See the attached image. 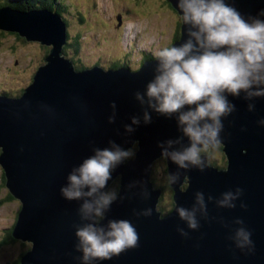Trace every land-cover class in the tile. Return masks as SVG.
<instances>
[{
	"label": "water",
	"instance_id": "obj_1",
	"mask_svg": "<svg viewBox=\"0 0 264 264\" xmlns=\"http://www.w3.org/2000/svg\"><path fill=\"white\" fill-rule=\"evenodd\" d=\"M169 2L175 9L174 0ZM230 2L244 16L264 9V0ZM118 20L120 25L121 16ZM0 30L52 46L46 63L22 95H0V164L7 187L21 201L12 236L31 243L21 264H79L74 249L79 203L63 199L60 188L74 166L92 155L94 148L109 147V141L125 148L138 142L135 158L119 166L109 181L111 185L117 179L122 199L111 206L107 219L131 220L139 240L136 247L102 264H264V128L256 124L264 117V98L249 112L242 98L230 97L236 111L224 121L221 133L225 167L211 163L207 154L203 171L180 169L166 161L168 174H178L179 180L170 185L174 207L163 214L158 203L164 190L154 185L152 171L161 157L158 142L180 136L175 120L153 113L151 124L141 120L133 133L124 131L132 116L142 117L134 93L143 92L152 79L155 59L144 61L136 71L126 67L105 70L97 65L77 71L62 55L67 25L60 14L47 8L0 7ZM183 32L182 25L181 38ZM112 102L116 119L110 124ZM237 187L243 194L235 208L217 206L222 193ZM145 189L148 198L143 196ZM198 191L204 194L207 215L198 213L200 228L193 231L174 209L177 204L191 208ZM146 208H152L151 216L134 215ZM237 218L252 234L251 251L236 248L230 239L239 227ZM178 228L188 236H181Z\"/></svg>",
	"mask_w": 264,
	"mask_h": 264
},
{
	"label": "clouds",
	"instance_id": "obj_2",
	"mask_svg": "<svg viewBox=\"0 0 264 264\" xmlns=\"http://www.w3.org/2000/svg\"><path fill=\"white\" fill-rule=\"evenodd\" d=\"M174 5L180 21L178 30L167 46L153 53L143 51L155 58L156 66L143 92L134 93L135 100L142 106V117L132 116L131 122L124 125V131L127 134L133 133L140 126L141 120L145 125L151 124L153 113L175 120L180 136L158 142L161 157L165 163L170 160L180 169L195 168L203 171L206 167L205 154L208 155L209 149L220 147L224 121L236 111V105L230 97L242 98L247 102L249 112H254L255 102L264 98V9L255 16H244L230 0H174ZM62 12H66V9ZM115 19L117 21L118 17ZM123 21L124 17H121V24ZM120 25L116 23V27ZM182 25L184 32L181 38ZM176 40L180 41L175 43ZM51 47L48 46L49 51ZM149 59L152 58L145 61ZM110 68L119 67L112 64ZM110 107L112 115L108 117V123L111 124L116 119L115 102ZM256 124L264 128V117L257 119ZM185 139L187 143L183 144ZM109 145L94 148L92 155L71 169L60 188L63 199L79 203L77 214L80 223L74 226V249L79 253L76 257L79 264H102L138 244L139 235L131 220L107 219L111 206L122 199L119 188L112 187L109 181L119 166L135 158L138 142L134 144L136 146L127 148L114 141H109ZM221 153L225 155L223 148ZM209 161L213 163V160ZM167 180L170 185L176 184L179 176L169 174ZM242 194L243 189L237 187L234 192L222 193L216 204L219 207L235 208V201ZM143 196L148 198L150 193L145 189ZM240 206L246 207L243 203ZM174 210L188 229L198 230V213L207 215L204 194L199 191L195 193V202L191 208L177 204ZM134 215L151 216L152 208L134 212ZM106 219L107 223H103ZM235 223L239 227L230 237L233 245L240 250L251 251L253 241L250 230L244 226L242 219L237 218ZM177 231L183 237L188 236L183 228Z\"/></svg>",
	"mask_w": 264,
	"mask_h": 264
},
{
	"label": "rangeland",
	"instance_id": "obj_3",
	"mask_svg": "<svg viewBox=\"0 0 264 264\" xmlns=\"http://www.w3.org/2000/svg\"><path fill=\"white\" fill-rule=\"evenodd\" d=\"M37 1L36 6L47 4L41 2L43 0ZM62 2L65 4L66 17L71 20L68 24L69 46H66V54L74 56L79 65L83 64L86 67L95 64L108 67L109 63L120 62L131 47L133 49L125 61L136 69L140 65L144 50L153 53L173 41L180 22L176 10L165 4L166 0H62ZM120 10L124 11L126 16L122 24L116 27L115 15ZM62 16L65 17L64 14ZM78 34L82 37H77ZM75 42L79 44L78 53L73 50ZM47 48V45L39 41H29L15 32L0 30L1 93L11 91L9 94L11 96L20 95L22 89L31 83L36 66L40 65L42 57L44 59ZM220 148H223V144ZM221 151L222 149H210L207 153L211 161L216 160L225 166V155H222ZM160 159L154 163L153 168L157 184L164 182L163 168L166 166L165 160ZM3 173L0 164V264H14L31 243L18 239L3 242L8 236L7 232L11 231L21 207L18 199L9 197L10 191ZM111 186L117 187V181ZM163 194L158 209L166 213L174 207V200L170 189L166 188Z\"/></svg>",
	"mask_w": 264,
	"mask_h": 264
},
{
	"label": "trees",
	"instance_id": "obj_4",
	"mask_svg": "<svg viewBox=\"0 0 264 264\" xmlns=\"http://www.w3.org/2000/svg\"><path fill=\"white\" fill-rule=\"evenodd\" d=\"M167 2L165 4L167 5H171L169 0H166ZM38 1L37 0H5V2L1 1L0 0V6L2 5H8V6H11L13 8H18V9H22V10H26V11H29L33 8L36 7V3ZM43 3H47V4H43V5H39L37 6V9L38 7H48L56 12H62L64 11L66 8H65V4L62 2V0H43L41 1ZM168 7V6H167ZM72 16V15H71ZM69 22L71 21L68 17H65ZM76 18H79V17H76ZM83 19V17H82ZM83 21L85 22V20L83 19ZM101 22V21H100ZM79 35L81 34H78L77 37H80ZM82 37V35H81ZM176 37H179L178 35ZM66 46H64V51L66 50ZM73 50L75 53H78V50H79V44L77 42H75L74 44V47H73ZM71 57V56H69ZM73 57V58H72ZM70 59L73 61V64L75 65V68L76 69H82V67H84V65L79 61L80 64L82 65H79L77 62H76V58H74V56H72ZM151 58V57H150ZM128 64V63H127ZM130 64H128L129 66ZM112 66V63H109V67ZM131 67V66H130ZM107 68V67H106ZM24 89V88H23ZM22 89V91H23ZM218 149H222V148H218ZM210 150V149H209ZM208 150V151H209ZM162 158V157H161ZM161 160V159H160ZM165 160V159H164ZM213 163L217 164L216 160H213L212 161ZM219 164V163H218ZM219 166H222V164H219ZM164 182L160 183V184H157L156 183V180H155V176L153 174L152 176V180H153V183H156L155 185L158 186V187H162L163 190H165L166 188L170 189L171 190V194H172V199H173V191H172V187L170 186V184L168 183V180H167V176L169 175L168 172H167V167L165 166L164 169ZM3 177H4V181L6 182L7 180V176L5 173H3ZM164 196V194L162 195ZM9 197H12V195H10L9 193ZM162 209V208H161ZM14 227V226H13ZM13 227L11 229V231H8L7 234L8 236L3 240V242L7 243V242H10V241H16L17 239H15L13 236H12V230H13ZM25 253V250L19 255V258L14 262V264H21L20 262V259L22 257V255Z\"/></svg>",
	"mask_w": 264,
	"mask_h": 264
},
{
	"label": "bare ground",
	"instance_id": "obj_5",
	"mask_svg": "<svg viewBox=\"0 0 264 264\" xmlns=\"http://www.w3.org/2000/svg\"><path fill=\"white\" fill-rule=\"evenodd\" d=\"M1 1H3V2H5V0H1ZM36 8H37V6H36ZM20 10H22V9H20ZM66 13V12H65ZM64 16L66 17V15L64 14ZM64 17V19H65V21H66V24L68 25L70 22L66 19ZM64 46H65V44L63 45V47H62V54H63V56L65 57V58H67V59H70L71 57H69V55H67L66 54V50L64 51ZM67 47L69 46L68 44L66 45ZM152 53V52H151ZM71 56V55H70ZM71 60V59H70ZM71 62H72V64H73V61L71 60ZM100 66V67H102V65H100V64H95V65H93V66ZM73 66H74V68H75V65L73 64ZM93 66H91V67H93ZM86 68H90V67H86V66H84V67H82V69H76L77 71H80V70H83V69H86ZM11 92V91H10ZM225 158V157H224ZM116 180V179H115ZM114 180V181H115ZM113 181V182H114Z\"/></svg>",
	"mask_w": 264,
	"mask_h": 264
},
{
	"label": "flooded vegetation",
	"instance_id": "obj_6",
	"mask_svg": "<svg viewBox=\"0 0 264 264\" xmlns=\"http://www.w3.org/2000/svg\"><path fill=\"white\" fill-rule=\"evenodd\" d=\"M116 181V180H115ZM113 184V183H112Z\"/></svg>",
	"mask_w": 264,
	"mask_h": 264
}]
</instances>
